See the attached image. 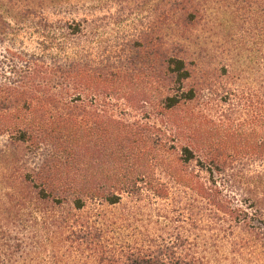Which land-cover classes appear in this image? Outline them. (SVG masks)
Returning a JSON list of instances; mask_svg holds the SVG:
<instances>
[{
  "label": "trees",
  "instance_id": "1",
  "mask_svg": "<svg viewBox=\"0 0 264 264\" xmlns=\"http://www.w3.org/2000/svg\"><path fill=\"white\" fill-rule=\"evenodd\" d=\"M168 1L182 44L200 5ZM4 34L0 26V44ZM147 39L151 72L137 77L114 63L107 74L87 69L80 55L58 54L47 69L33 55L0 62L19 75L17 85L0 80V134L30 150L20 185L40 206L36 240L27 214L0 232V264H18L32 244L45 264H264V173L249 189L231 172L264 163V101L252 110L249 101L242 122L195 113L184 47Z\"/></svg>",
  "mask_w": 264,
  "mask_h": 264
},
{
  "label": "rangeland",
  "instance_id": "2",
  "mask_svg": "<svg viewBox=\"0 0 264 264\" xmlns=\"http://www.w3.org/2000/svg\"><path fill=\"white\" fill-rule=\"evenodd\" d=\"M56 1L0 0V26L5 31L0 62L14 54L33 55L41 57L37 65L47 69L54 65L58 54L63 58L80 55L87 69L107 74L112 71L110 63H114L128 76L137 77L151 72L147 63L150 46L139 44L140 38L147 36L148 42L155 39L154 47L161 50L170 52L176 45L184 47L183 58L192 70L186 86L197 89L196 99L187 108L195 113L216 120L229 116L242 122L247 118L243 113L249 101V110L258 109L264 101V19L259 0H176L175 8L200 5L201 9L195 24L186 29L182 44H178L173 30L177 17L173 18V25L166 15L171 1L71 0L60 6ZM79 24L82 34L71 36L66 28L74 29ZM159 74L164 79L162 70ZM17 76L0 65L1 82L17 85ZM145 81L142 78L139 84H147ZM165 83L168 84L164 80ZM125 102L117 103L123 107ZM29 151L23 144L10 145L8 136L0 134V232L10 227L14 214L16 218L27 214L31 221L26 226L36 240L37 235H33L40 206L31 205L29 197L24 198L28 190L20 185L24 161L31 158ZM32 161L36 164V159ZM231 172L241 188L251 189L261 180L264 163L246 160L234 165ZM43 210L49 213L48 209ZM42 249V245H30L18 264L49 262L40 256L46 255L41 254ZM45 249L50 251L49 246Z\"/></svg>",
  "mask_w": 264,
  "mask_h": 264
}]
</instances>
